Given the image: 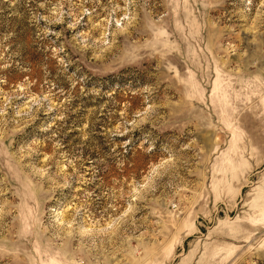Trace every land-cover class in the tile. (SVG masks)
<instances>
[{"label":"rangeland","instance_id":"1","mask_svg":"<svg viewBox=\"0 0 264 264\" xmlns=\"http://www.w3.org/2000/svg\"><path fill=\"white\" fill-rule=\"evenodd\" d=\"M0 264H264V0H0Z\"/></svg>","mask_w":264,"mask_h":264}]
</instances>
